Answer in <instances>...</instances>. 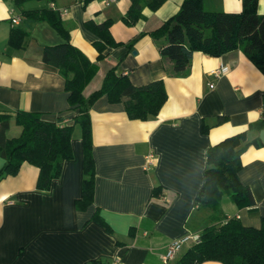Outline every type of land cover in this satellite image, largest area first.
Instances as JSON below:
<instances>
[{
  "label": "crops",
  "instance_id": "obj_1",
  "mask_svg": "<svg viewBox=\"0 0 264 264\" xmlns=\"http://www.w3.org/2000/svg\"><path fill=\"white\" fill-rule=\"evenodd\" d=\"M183 0H165L156 10H142L133 25L122 21L130 0H27L30 11L52 9L68 34L69 45L96 64L83 89H99L108 69L134 86L162 80L166 99L157 115L129 119L122 103L98 98L88 110L93 159L92 203L81 199L83 149L80 130L71 138L72 158L49 189L36 188L38 168L23 163L15 176L0 180V264H170L162 256L169 244L186 234H199L212 211L199 208L197 195L204 183L206 152L222 139L246 131L264 112V75L240 50L213 57L193 53L178 74L158 52L149 35L173 16ZM242 0H202L206 11L239 13ZM264 14V0H257ZM17 17V24L11 18ZM120 46L106 47L97 61L93 43L99 25ZM13 29L26 33L21 48H11ZM163 41V40H161ZM45 20L23 17L10 0H0V113L11 115L7 137L20 132L15 112L38 113L51 123L71 124L65 80L43 63L42 49L63 43ZM131 43V46L128 44ZM226 67L214 77L210 71ZM212 84V87H209ZM264 129V128H262ZM260 129V130H262ZM247 132L250 144L240 156V182L251 192L254 206L239 208L221 200L223 217L259 227L264 218V142L259 131ZM153 163L145 169V158ZM4 160L0 157V170ZM192 243L184 245L180 256ZM200 264H221L204 261Z\"/></svg>",
  "mask_w": 264,
  "mask_h": 264
},
{
  "label": "trees",
  "instance_id": "obj_2",
  "mask_svg": "<svg viewBox=\"0 0 264 264\" xmlns=\"http://www.w3.org/2000/svg\"><path fill=\"white\" fill-rule=\"evenodd\" d=\"M20 8L23 17L47 21L64 39L63 43L42 49L44 64L55 68L65 80V92L70 110L76 114L71 124L51 123L40 114L15 112L14 122L20 128L15 137H7L11 115L0 113V157L4 160L0 180L15 176L23 163L38 168L36 188L49 189L61 173L63 163L72 158L73 130H80L83 149V180L79 210L92 203L94 166L91 157V130L88 110L100 97L109 103H122L129 119L144 120L157 115L165 103L166 93L162 80L134 86L127 77L117 76L114 68L106 71L99 89L89 96L83 89L93 78L96 64L76 47L69 45L68 34L52 9L24 10L27 0H10ZM52 2L53 0H45ZM165 0H130V6L121 18L128 26L143 17L142 10H156ZM99 40L93 43L96 60H102L106 47L120 46L108 33V22L99 25ZM157 42L162 58L171 63L173 74L183 72L193 53L218 57L233 50H240L264 75V14L257 12V0H242L241 11H206L202 0H183L178 11L149 33ZM26 33L11 30L8 44L11 48L23 46ZM163 40V41H161ZM131 46V43L128 44ZM264 128L261 118L248 125L246 131L226 137L210 146L206 152L204 183L196 203L199 208L212 211L210 223L199 232V240L192 244L170 264H200L216 261L221 264H264V218L259 227L244 226L240 219L221 216L220 204L224 197L239 208L254 206L249 188L243 185L238 172L240 156L250 144L247 132Z\"/></svg>",
  "mask_w": 264,
  "mask_h": 264
},
{
  "label": "built area",
  "instance_id": "obj_3",
  "mask_svg": "<svg viewBox=\"0 0 264 264\" xmlns=\"http://www.w3.org/2000/svg\"><path fill=\"white\" fill-rule=\"evenodd\" d=\"M116 0H105V5L115 2ZM19 18L13 17L11 18L12 24H17ZM226 67H221L215 70L210 71V74L214 77H219L223 75L227 70ZM212 84H209V87H212ZM153 163V156L147 155L145 158V169L148 168L149 165ZM199 240L198 234H186L181 238L174 239L168 246L166 253L162 256L163 262L167 263L171 260H174L175 256L181 251L182 247L188 243H197Z\"/></svg>",
  "mask_w": 264,
  "mask_h": 264
},
{
  "label": "water",
  "instance_id": "obj_4",
  "mask_svg": "<svg viewBox=\"0 0 264 264\" xmlns=\"http://www.w3.org/2000/svg\"><path fill=\"white\" fill-rule=\"evenodd\" d=\"M259 139L264 142V129L259 131Z\"/></svg>",
  "mask_w": 264,
  "mask_h": 264
}]
</instances>
